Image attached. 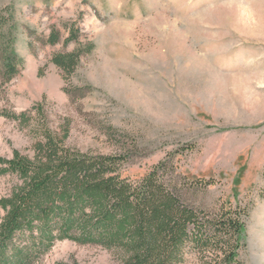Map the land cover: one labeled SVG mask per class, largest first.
Here are the masks:
<instances>
[{
	"label": "rangeland",
	"instance_id": "rangeland-1",
	"mask_svg": "<svg viewBox=\"0 0 264 264\" xmlns=\"http://www.w3.org/2000/svg\"><path fill=\"white\" fill-rule=\"evenodd\" d=\"M0 8L11 13L23 60L0 91V110L30 116L24 123L0 113V155L34 157L42 125L67 130L75 150L137 153L122 167L131 178L180 152L185 173L216 180L209 205L249 209L240 258L264 264V0H0ZM57 30L61 40L47 43ZM88 44L73 71L52 62ZM19 183L0 176V198ZM64 261L121 258L64 239L35 264Z\"/></svg>",
	"mask_w": 264,
	"mask_h": 264
},
{
	"label": "trees",
	"instance_id": "trees-1",
	"mask_svg": "<svg viewBox=\"0 0 264 264\" xmlns=\"http://www.w3.org/2000/svg\"><path fill=\"white\" fill-rule=\"evenodd\" d=\"M14 30L9 9L0 8V91L23 67ZM60 40L57 30L46 42ZM73 40L72 35L65 43ZM91 48L58 53L52 62L73 71ZM0 113L30 121L28 111ZM39 135L34 157L18 149L12 157L0 155V176L12 173L21 179L0 198V264H35L64 239L114 250L120 264H188L191 256L197 264H243L249 209L224 201L209 205L205 196L216 180L185 173L176 159L180 152H168L147 173L131 178L122 167L137 153L75 150L65 143L67 130L59 136L47 125Z\"/></svg>",
	"mask_w": 264,
	"mask_h": 264
}]
</instances>
